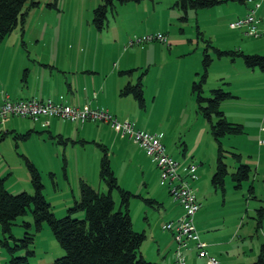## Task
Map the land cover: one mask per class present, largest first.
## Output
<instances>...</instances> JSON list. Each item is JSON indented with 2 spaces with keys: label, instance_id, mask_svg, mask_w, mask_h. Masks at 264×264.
I'll return each instance as SVG.
<instances>
[{
  "label": "rangeland",
  "instance_id": "1",
  "mask_svg": "<svg viewBox=\"0 0 264 264\" xmlns=\"http://www.w3.org/2000/svg\"><path fill=\"white\" fill-rule=\"evenodd\" d=\"M34 1L39 5L29 9L23 31L17 26L0 43V102L4 94L12 97L18 94L22 89L23 71L34 62H49L55 68L88 62L92 48L98 50L100 65L103 59L111 66L113 61L116 65L120 60L121 69L125 68L121 76L126 82L134 84L141 80L144 103L140 105L127 94L120 109L125 110L129 118L118 120H129L143 130H161L166 151L179 161L180 172L183 173V167L189 162L197 165V178L193 181L201 206L195 215L196 230L198 234L204 229L203 232L211 236L231 238L225 243V255L218 258L219 264H247L255 259L260 243L264 242V212L260 221L257 218V208H264V71L246 67L241 57L234 61L229 56L218 57L212 46L221 50L242 48L245 53L264 55V31H260L264 27V16L260 24L257 23L260 35L253 37L246 34L247 27H229L230 22L247 14V0H244L246 3L222 0L209 8L190 10L187 20L180 18L182 13L175 5L176 0H129L124 3L113 0L107 7L103 27L98 28L93 22V10L104 0ZM48 3L54 5L48 6ZM263 9L255 12L258 20ZM157 33L166 37V43L154 40L130 44ZM206 40L212 45L207 46L212 61L203 95L210 96V90L217 87L235 94L236 98L225 99L220 107L226 109L224 113L229 120L242 123L244 130L223 136L222 145L240 152L241 162L250 165L249 178L235 187L230 172L236 169L238 162L226 153L228 173L224 191L211 184L217 142L210 132L209 122L197 110L195 95L191 92V82L197 80L202 71ZM223 74L225 77L218 79ZM223 81L228 84H222ZM61 121H65V125L75 123ZM39 124L31 117L17 114H8L5 119L0 117V176L4 177V187L8 191L33 192L27 159L37 168L43 194L56 217L65 215L74 199L79 198L81 181L107 191L99 177L102 150L91 140L95 132H86L82 142L72 140L78 138L77 134H71L76 135L71 139L59 140L54 130L49 132L48 127ZM33 125H37L36 128ZM28 129L30 133L23 134ZM132 147L129 155L124 152H120V157L108 155L113 161L111 165L117 164L119 181L131 187L125 188L132 193L129 200L132 227L145 229L146 237L139 250L153 262L151 264H173L174 249L170 243L174 240H169L170 231L163 229L162 224L170 220V204L180 205L174 203L167 185L160 182L156 162L144 149ZM184 150L186 154L182 155ZM112 196L117 209L119 194L116 189ZM143 196H156L162 203L148 202ZM72 215L82 216L83 211L77 210ZM13 222L10 232L3 231L0 225V264H10L12 255H27L32 264L48 263L63 255L64 249L47 221L37 227L31 206ZM28 236L32 239L24 244ZM199 259L198 264H203V258Z\"/></svg>",
  "mask_w": 264,
  "mask_h": 264
},
{
  "label": "trees",
  "instance_id": "2",
  "mask_svg": "<svg viewBox=\"0 0 264 264\" xmlns=\"http://www.w3.org/2000/svg\"><path fill=\"white\" fill-rule=\"evenodd\" d=\"M119 1L124 3L129 0ZM221 1L176 0L175 5L182 13L180 18L187 20L190 10L197 11L209 8ZM112 2L113 0H104L94 8L93 22L98 28L103 27L107 7ZM38 5L39 3L34 0H0V43L17 26H20L23 31L29 9ZM51 5L54 3H48V6ZM206 42L202 55V71L198 73L199 78L191 82V92L195 95L197 110L209 122L210 132L217 142L215 170L210 181L215 188L219 187L224 191L225 176L228 173V164L224 158L226 153H230L238 162L236 169L230 172L235 187H239L243 180L249 178L250 165L241 162L240 152L228 150L222 145L221 138L223 136L239 134L244 130L242 123L229 120L220 107L222 101L232 98L234 95L221 87L211 89L210 96L203 95L208 67L212 61L207 51V46L212 45L209 40ZM212 48L218 57L229 56L231 60L241 57L245 66L249 68L258 67L264 70V55L245 53L240 49L221 50L214 46ZM120 93L130 94L140 105L144 103L141 80L134 84L128 83L121 89ZM26 133L28 131L23 134ZM98 145L102 150L99 161V177L105 183L107 191L96 188L86 181H81L79 198L74 199L73 204L68 207L67 213L60 217H56L51 211L50 202L45 198L42 191L43 183L40 174L31 160L27 159L26 163L31 173V182L34 188L32 193L25 190L16 193L8 191L4 187V177L0 176V225L2 230L10 232L13 221L31 206L37 227L42 221H47L54 237L64 249L63 255L54 258L51 262L34 264L151 263L139 250L146 237L145 230H135L132 227V218L129 212V200L132 193L118 182L110 163L108 148L101 143ZM250 187L253 188L252 185ZM113 189H116L119 194L117 209H115V200L112 196ZM142 198L148 202L156 201L152 197L143 196ZM77 210H82L83 215H72V212ZM257 210V218L260 221L264 208L259 207ZM28 238L29 240H24V244H27L32 236H28ZM5 244L7 245L6 241ZM7 247L9 250L12 249L8 245ZM9 262L10 264H32L28 261L27 255H12ZM247 264H264V242L260 244L256 258Z\"/></svg>",
  "mask_w": 264,
  "mask_h": 264
},
{
  "label": "crops",
  "instance_id": "3",
  "mask_svg": "<svg viewBox=\"0 0 264 264\" xmlns=\"http://www.w3.org/2000/svg\"><path fill=\"white\" fill-rule=\"evenodd\" d=\"M243 3L246 2L243 0ZM247 4H246V9L248 13L251 5L249 3ZM260 8H264V7L261 6ZM260 8L256 9L255 12L260 10ZM262 16H264V13L258 14V18H259L258 24H260V22L262 21L263 19ZM261 29L262 30L260 31L263 32L264 27ZM89 50L91 57L89 58L88 62L82 61L79 64L70 63L61 67L56 66V68L54 67V65L50 64L49 62L38 61L37 63L35 62L32 63L23 71L24 77L22 78V89L19 90L16 96L12 97V95L7 94L8 97L12 100L24 99L29 97H35L41 100L51 99L54 102L64 101L65 103L78 105V106H81L83 104H89L92 107L98 106L107 109L114 116H116L117 119L129 118L127 117V115H125L126 114L125 110L120 109V103L122 101H125L127 98L126 97L127 94L120 93L121 89L128 83L133 84L131 82H126L125 78L121 76V74L125 72V68L124 70L121 69L120 60L116 65H115V61H113L112 66L111 64H109V62H105L103 59V55H104L103 53H101L103 61L101 62L100 65L99 61H97L98 50L96 51L93 48ZM224 50H230V49H224ZM240 50L244 52V49L240 48ZM124 67H126L125 64ZM53 68H55L54 75L52 73ZM115 68H117L116 73H115ZM260 70L264 71L262 69ZM197 73L198 72H196V74ZM55 76L58 77L56 78ZM208 76H209V72H208ZM224 77L225 76L223 74L218 79L222 80ZM222 84H228V82L223 81ZM232 95H234L232 98H236L235 94L232 93ZM222 108H223L222 110L226 112V109L224 107ZM61 119L62 118L59 117L47 118L41 116L38 119H36V121L40 122L39 125L41 127H45V126L48 127L47 130L49 132L54 130V132L59 136V140L60 138H62V140H64V138L71 139L72 136H76L71 134H77L78 138L72 140L73 141L80 140L82 142L85 141L86 139L85 138L87 136L85 135L86 132H90V133L95 132V135H91L92 138L91 140L95 141L97 145L98 143L104 144L108 148V154L111 155L117 154L120 157V152H124L125 154L129 155L130 153L129 148L131 146L143 149L138 143L131 140L128 136L121 135L119 132L115 131L107 121L101 120L95 123L94 122L90 123L87 121L84 122L74 121L75 122L74 124L65 125V121H61ZM62 120H67V119H62ZM36 126L37 125H33L32 127L36 128ZM255 128L258 129V126H256ZM27 131L28 133L26 134H29L30 129H28ZM153 131L160 132L162 134L161 130H153ZM259 131L260 133H262L263 129L260 128ZM163 136L164 133L162 134V137ZM199 138H201V134L199 135ZM185 154H186L185 150L182 151V155ZM260 161L261 160H259L258 164L260 163ZM112 162H113L112 159H110V163ZM112 168L117 176L118 182L124 187L131 188L130 185H128V183H121V181H119V171H118L119 169L117 170L116 163L112 164ZM192 181H191V185L194 187L195 182ZM152 198L156 199V196H152ZM198 201L200 202L199 199ZM154 202L157 204L160 202L162 203V201H158L157 199ZM174 203H176V201H174ZM198 210L195 212V215L198 212ZM169 211H171L169 212V216H170L169 219H174L181 212V208L180 206H173V204H170ZM195 215H194V221H195ZM144 219H147L146 215H144ZM196 228L198 227L196 226ZM203 230L204 229H200V232H202V234L199 233L200 234L199 236L202 240H205V242L210 243L206 245V248L208 246L207 248L208 251L211 254L215 255L217 258H223V256L225 255V253L223 252L225 250L224 248L225 243L231 238L228 237L226 239L224 238V236L222 237L211 236L209 232H205V231L203 232ZM169 233H170L169 240H171L172 233L171 232ZM170 246H172V248L174 249L173 241L170 243ZM140 252L148 261H150L142 251ZM185 254L188 264H198L200 259L195 255L194 249L186 250ZM150 262L153 263L152 261Z\"/></svg>",
  "mask_w": 264,
  "mask_h": 264
},
{
  "label": "built area",
  "instance_id": "4",
  "mask_svg": "<svg viewBox=\"0 0 264 264\" xmlns=\"http://www.w3.org/2000/svg\"><path fill=\"white\" fill-rule=\"evenodd\" d=\"M251 5L244 17L229 23L232 29L247 27V35L258 37L260 35L255 16V10L264 6V0H247ZM160 41L166 43V37L161 34H148L142 38L131 41L130 44L146 41ZM0 103V117L5 119L8 114L28 116L34 120L41 116L59 117L70 121L84 122L85 120H106L111 126L138 143L157 164L160 169V182L165 183L173 200L182 207V212L175 218L165 221L163 229L172 232L174 246L173 264H188L186 250L194 248L195 255L203 258V264H219V259L211 254L206 248L207 243L202 240L196 230L194 222L195 212L200 207L194 187L191 181L197 178V165L193 162L183 167V173L179 171V161L166 151L162 142V134L150 130L136 128L129 120H118L111 112L103 107H92L89 104L81 106L65 103L64 101L54 102L51 99H37L29 97L12 100L4 94ZM192 244V246H191Z\"/></svg>",
  "mask_w": 264,
  "mask_h": 264
}]
</instances>
